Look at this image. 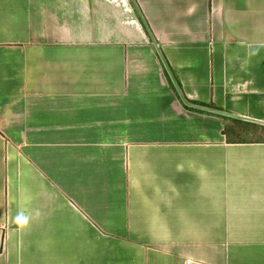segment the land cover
Here are the masks:
<instances>
[{"label":"crops","instance_id":"crops-1","mask_svg":"<svg viewBox=\"0 0 264 264\" xmlns=\"http://www.w3.org/2000/svg\"><path fill=\"white\" fill-rule=\"evenodd\" d=\"M247 123L264 0H0V264H264Z\"/></svg>","mask_w":264,"mask_h":264},{"label":"trees","instance_id":"trees-1","mask_svg":"<svg viewBox=\"0 0 264 264\" xmlns=\"http://www.w3.org/2000/svg\"><path fill=\"white\" fill-rule=\"evenodd\" d=\"M166 65L165 69H164V72L166 74V77H167V73H166V68L170 71V73L173 75L174 77V82H175V85L176 87L178 88V90L180 89V85H179V82L177 80V77H176V74L174 71H172L170 69V67L164 63ZM168 83L170 85L171 88L175 89V87L173 86V84L169 81L168 79ZM176 90V89H175ZM182 103L184 104V108H186L187 110L189 111H192V112H197V113H204V111H207V112H210V113H213V114H217V115H221V110H219L218 108H216L214 105L212 104H208V105H205V104H198V103H195V102H191V101H188L186 98H183L182 97ZM210 110V111H208ZM206 113V112H205Z\"/></svg>","mask_w":264,"mask_h":264},{"label":"rangeland","instance_id":"rangeland-1","mask_svg":"<svg viewBox=\"0 0 264 264\" xmlns=\"http://www.w3.org/2000/svg\"><path fill=\"white\" fill-rule=\"evenodd\" d=\"M237 129H240L241 131H245V133L240 132V136L242 138H261L263 137V132L262 129H259V127H256L254 125H250L249 123L243 124V125H236L235 126ZM230 129H226V132H229Z\"/></svg>","mask_w":264,"mask_h":264},{"label":"water","instance_id":"water-1","mask_svg":"<svg viewBox=\"0 0 264 264\" xmlns=\"http://www.w3.org/2000/svg\"><path fill=\"white\" fill-rule=\"evenodd\" d=\"M166 73H167L169 81L173 84L175 89L178 91V88L176 87L175 82H174V77L167 68H166ZM208 111H210V110H208ZM210 112H212V111H210Z\"/></svg>","mask_w":264,"mask_h":264}]
</instances>
